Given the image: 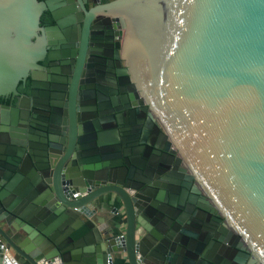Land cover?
Returning a JSON list of instances; mask_svg holds the SVG:
<instances>
[{
  "label": "water",
  "instance_id": "water-1",
  "mask_svg": "<svg viewBox=\"0 0 264 264\" xmlns=\"http://www.w3.org/2000/svg\"><path fill=\"white\" fill-rule=\"evenodd\" d=\"M52 2L0 0V97L35 80ZM96 13L125 29V105L91 86L76 112L75 75L62 126L41 130L60 136L44 158L18 140L19 102L0 108V264H264V0H112ZM127 109L145 124L124 150ZM186 211L222 235L186 233Z\"/></svg>",
  "mask_w": 264,
  "mask_h": 264
},
{
  "label": "flooded vegetation",
  "instance_id": "flooded-vegetation-1",
  "mask_svg": "<svg viewBox=\"0 0 264 264\" xmlns=\"http://www.w3.org/2000/svg\"><path fill=\"white\" fill-rule=\"evenodd\" d=\"M40 1L45 3L48 0ZM110 1L112 0H53L51 9L44 10L41 15L40 27L43 29L56 27L57 31L51 35L46 53L38 62V68L35 69V80L31 79L30 73L24 83L18 82L15 93L0 97V108L15 107L19 102L20 107L15 124L21 136L18 140L33 143L42 158L46 156L47 143L57 145L60 136L48 132L51 139L49 138L47 142L41 130L50 131L57 126H62L66 109L64 104L68 102L69 89L75 75L78 80L73 94L76 112L82 107H88L83 103L97 97L98 91L94 92L91 86L106 88V93L101 92L102 101L115 102L114 109L125 105V94L122 89L128 86L125 83L128 76L121 74V69L125 67L122 58V43L125 34L123 23L118 18H109L99 13H96L90 20L86 17V12ZM87 21L88 25L85 30L84 26ZM81 81L82 84H80ZM33 83L35 86H32ZM26 99L35 100L38 107L28 108ZM84 114L93 115L95 113L85 111ZM120 114V126L123 129L120 142L124 150L134 149L133 145L143 130L142 125L145 124V118L140 110L131 112V109H127L122 110ZM100 118L99 115L92 116L88 121H97ZM76 123L79 125L82 121ZM1 137L3 136L0 135ZM178 171L170 166L164 169L162 177L170 178L169 173ZM185 213L189 216L185 219L180 216L182 221L180 224L181 229L186 233L197 234V236L202 234L203 242L210 240L208 237H213L215 233L222 235L219 230L222 222L207 221L206 217L195 215L194 212L186 211ZM223 254L226 253L223 252ZM224 260L223 258L222 261Z\"/></svg>",
  "mask_w": 264,
  "mask_h": 264
},
{
  "label": "crops",
  "instance_id": "crops-1",
  "mask_svg": "<svg viewBox=\"0 0 264 264\" xmlns=\"http://www.w3.org/2000/svg\"><path fill=\"white\" fill-rule=\"evenodd\" d=\"M21 263H22V264H27V263H25V262H23V261H21Z\"/></svg>",
  "mask_w": 264,
  "mask_h": 264
}]
</instances>
